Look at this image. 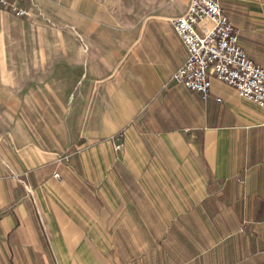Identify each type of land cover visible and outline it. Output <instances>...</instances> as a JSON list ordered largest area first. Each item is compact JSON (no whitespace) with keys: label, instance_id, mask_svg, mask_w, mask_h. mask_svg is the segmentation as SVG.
<instances>
[{"label":"crops","instance_id":"crops-1","mask_svg":"<svg viewBox=\"0 0 264 264\" xmlns=\"http://www.w3.org/2000/svg\"><path fill=\"white\" fill-rule=\"evenodd\" d=\"M218 2L264 67V0ZM174 16L95 32L59 179L0 142V264H264V109L215 78L205 99L170 80Z\"/></svg>","mask_w":264,"mask_h":264},{"label":"rangeland","instance_id":"rangeland-1","mask_svg":"<svg viewBox=\"0 0 264 264\" xmlns=\"http://www.w3.org/2000/svg\"><path fill=\"white\" fill-rule=\"evenodd\" d=\"M184 2L27 0L29 14L18 17L0 7V142L59 179L56 165L71 153V130L81 129L83 81L98 70L95 32L128 35L139 19L158 11L176 17ZM6 74L28 78L8 83Z\"/></svg>","mask_w":264,"mask_h":264},{"label":"built area","instance_id":"built-area-1","mask_svg":"<svg viewBox=\"0 0 264 264\" xmlns=\"http://www.w3.org/2000/svg\"><path fill=\"white\" fill-rule=\"evenodd\" d=\"M187 3L185 10L171 21L186 56L170 74V80L197 91L205 99L210 92V80L215 78L233 88L239 97L264 109V67L246 55L238 42V30L222 13L218 0ZM0 7L17 17L30 12L27 0H0ZM205 19L209 24H201ZM111 139L113 147L118 148V137Z\"/></svg>","mask_w":264,"mask_h":264}]
</instances>
